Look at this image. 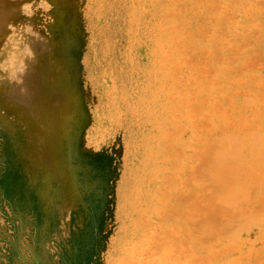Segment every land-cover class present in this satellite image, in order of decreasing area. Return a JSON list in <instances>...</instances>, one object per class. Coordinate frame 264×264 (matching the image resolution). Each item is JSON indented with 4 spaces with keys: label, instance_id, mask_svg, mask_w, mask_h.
Returning a JSON list of instances; mask_svg holds the SVG:
<instances>
[{
    "label": "rangeland",
    "instance_id": "rangeland-1",
    "mask_svg": "<svg viewBox=\"0 0 264 264\" xmlns=\"http://www.w3.org/2000/svg\"><path fill=\"white\" fill-rule=\"evenodd\" d=\"M50 3L27 95L0 87V264H264V0Z\"/></svg>",
    "mask_w": 264,
    "mask_h": 264
},
{
    "label": "clouds",
    "instance_id": "clouds-1",
    "mask_svg": "<svg viewBox=\"0 0 264 264\" xmlns=\"http://www.w3.org/2000/svg\"><path fill=\"white\" fill-rule=\"evenodd\" d=\"M19 11L25 19L9 24L7 34L0 40V87L6 84L27 95L26 79L35 70L38 53L44 54L50 44L53 4L50 0H24ZM38 12L42 22L36 24L33 18Z\"/></svg>",
    "mask_w": 264,
    "mask_h": 264
},
{
    "label": "bare ground",
    "instance_id": "bare-ground-1",
    "mask_svg": "<svg viewBox=\"0 0 264 264\" xmlns=\"http://www.w3.org/2000/svg\"><path fill=\"white\" fill-rule=\"evenodd\" d=\"M137 5H138V4H137ZM97 7H98V6H97ZM131 7H132V6H131ZM134 7H135V6H134ZM141 7H142V6H141ZM141 7H140V8H141ZM251 9H252V8H251ZM134 10H135V9H134ZM93 11H94V10H93ZM95 11H96V10H95ZM0 13H2V12H0ZM135 13H136V12H135ZM8 14H9V13H8ZM13 14H14V13H13ZM4 16H5V15H4ZM7 16H8V15H7ZM6 19H7V18H6ZM7 20H8V19H7ZM8 21H9V20H8ZM163 25H165V24H163ZM165 26H166V25H165ZM238 28H239V27H238ZM188 29H189V28H188ZM3 30H4V29H3ZM174 30H175V29H174ZM240 31H241V30H240ZM158 32H159V31H158ZM158 32H157V33H158ZM238 33H239V32H238ZM163 34H164V33H163ZM173 34H174V33H173ZM170 35H172V34H169V37H170ZM177 36L180 37L179 35H177ZM165 37H166V36H165ZM175 37H176V35H175ZM170 38H171V37H170ZM171 39H172V38H171ZM173 39H174V38H173ZM179 39H180V38H179ZM175 40H176V39H175ZM180 40H181V39H180ZM135 41H136V40H135ZM167 42H168V41H167ZM178 42H179V41H178ZM178 42H177V43H178ZM180 42H182V41H180ZM192 44H193V43H192ZM166 45H167V44H166ZM212 45H213V44H212ZM173 46H174V45H173ZM177 48H178V47H177ZM169 67H170V66H169ZM111 73H112V72H111ZM167 74H168V73H167ZM168 75H169V74H168ZM113 76H114V75H113ZM166 77H167V76H166ZM174 79H175V78H174ZM112 86H113V85H112ZM161 89H162V88H161ZM103 90H104V89H103ZM119 90H120V89H119ZM103 93H104V92H103ZM125 96H126V95H125ZM245 99H246V98H245ZM109 102H110V101H109ZM103 103H104V102H103ZM248 108H249V107H248ZM239 109H240V108H239ZM114 113H115V112H114ZM225 115H226V114H225ZM144 116H145V115H144ZM112 117H113V116H112ZM182 130H183V129H182ZM259 130H260V129H259ZM164 133H165V132H164ZM177 133H178V132H177ZM181 133H182V132H180V135H181ZM183 133H184V132H183ZM166 134H167V133H166ZM171 136H172V135H171ZM176 136H177V135H176ZM235 136H237V135H235ZM235 136L233 135V137H235ZM172 137H173V136H172ZM179 137H180V136H179ZM195 137H196V135H195ZM244 137H245V136H244ZM247 137H248V136H247ZM263 137H264V136H263ZM170 138H171V137H170ZM175 138H176V137H175ZM196 138H197V137H196ZM245 138H246V137H245ZM248 138H249V137H248ZM168 139H169V138H168ZM181 139H182V137H181ZM232 139H233V138H232ZM260 139H261V138H260ZM260 139H257V140H260ZM152 140H153V139H152ZM152 140H151V141H152ZM158 140H160V139H158ZM227 140H228V139H227ZM251 140H252V139H251ZM151 141H150V142H151ZM230 141H231V140H230ZM253 141H254V140H253ZM260 141H261V140H260ZM260 141H259V144H260ZM150 142H149V143H150ZM208 142H209V141H208ZM263 142H264V141H263ZM214 143H215V142H214ZM228 143H229V142H228ZM150 144H151V143H150ZM232 144H233V143H231V146H232ZM133 145H134V144H133ZM158 145H159V144H158ZM225 145H226V144L224 143V145H221L220 147L224 146V148H225ZM247 145H248V144H247ZM260 145H261V144H260ZM236 146H237V145H236ZM240 146H243V145H240ZM152 147H153V146H152ZM166 147H167V146H166ZM227 147H228V146H226V148H227ZM236 148H237V147H236ZM252 148H253V146H252ZM148 149H149V148H148ZM150 149H151V148H150ZM220 149H221V148H220ZM220 149H218V151H219ZM225 150H226V149H225ZM233 151L235 152L234 148H233ZM241 151H242V150H241ZM256 151H257V150H256ZM258 151H259V150H258ZM260 151H261V150H260ZM220 152H221V150H220ZM217 153H218V152H217ZM255 153H256V152H255ZM220 154H221V153H220ZM243 154H244V153H243ZM258 154H259V153H258ZM154 158H155V157H154ZM256 159H257V158H256ZM163 160H164V159H163ZM218 160H219V159H218ZM218 160H216V162H215V164L218 165V167H217V168H213V170H215L217 173H218V171H220L221 173L219 172V173H218L219 175H221V174L224 175L226 179L229 178L233 183H236L237 180H239L238 182L242 181V179H240V177L242 176V175H241L242 173H243L244 176L247 174V173H245V171L242 172V169H241L242 166H241V167H240V166L238 167V166H235V165L233 164L232 167H229V168H228V165H229L228 162L225 163L223 159H222L221 161H220V160L218 161ZM157 161H158V160H157ZM153 162H154V161H153ZM154 163H155V162H154ZM152 164H153V163H152ZM155 164H156V163H155ZM215 164H214V165H215ZM242 164H243V163H242ZM150 165H151V164H150ZM216 165H215V166H216ZM243 165H244V164H243ZM249 165H251V164H249ZM245 166H246V165H245ZM141 168H142V167H141ZM160 168H161V167H160ZM243 168H244V167H243ZM150 170H151V169H150ZM166 170H167V169H166ZM157 172H158V171H157ZM223 173H224V174H223ZM153 175H154V174H153ZM155 175H156V174H155ZM210 176H211V175H210ZM214 176H215V175H214ZM244 176H242V177H243V178H246V177H244ZM210 178H211V177H210ZM197 179H198V178H197ZM211 180H212V179H211ZM219 180L222 182V179H219ZM198 181H199V180H198ZM220 184H221V183H220ZM236 184H239V183H236ZM236 184H235V185H236ZM222 185H223V184H222ZM225 185H227V187H228V188H227L228 190L226 189V191H228V192L225 191V188H223V189H224V191H225L226 193L229 194V198H228V196H225L224 198H221V199H220L221 202H222V203H221V202L217 201V199H216V197H215V199H216L217 202L214 201V204H215V203H218V204L220 203L221 206H222V207H221V206H220V207H221L222 209H223L225 206H229V205L232 203L231 200H232L233 195H236V197H237V192H236V191H239V190H240L237 186H235V187L232 189V188L229 187L230 184L225 183ZM225 185H224V186H225ZM242 185H243V183H242ZM242 185H241V186H242ZM239 186H240V185H239ZM241 186H240V187H241ZM257 186H258V185H257ZM216 188H217V187H216ZM139 189H140V187H139ZM137 190H138V189H137ZM208 191H210V190L208 189ZM213 191H214V190H213ZM215 191H218V193L221 192L218 188H217V190H215ZM224 191H222V192H224ZM244 191H246V190H244ZM139 192H140V191H139ZM149 194H150V193H149ZM239 194H240V193H239ZM247 194H248V193H247ZM153 195H154V194H153ZM141 197H142V196H141ZM222 197H223V196H222ZM241 197H242V195H241ZM149 200H150V199H149ZM150 201H152V200H150ZM228 201H230L231 203H229ZM223 202H224V205H223ZM151 203H152V202H151ZM226 203L229 204V205H226ZM144 204H145V203H144ZM147 204L149 205V203H147ZM220 204H219V205H220ZM235 204H236V203H235ZM148 205H147V206H148ZM231 206H232V205H231ZM217 207H218V206H217ZM128 208H129V207H128ZM229 208H230V207H229ZM229 208H225V209H226V210H229V212H231ZM146 209H147V208H146ZM150 209H151V208H150ZM150 209H149V210H150ZM127 212H128V211H127ZM232 212H233V211H232ZM141 213H142V212H141ZM148 213H149V212H148ZM143 214H144V213H143ZM229 215H230V213H229ZM257 215H258V214H257ZM262 216H263V215H262ZM147 217H148V215H147ZM147 217H146V218H147ZM256 217H257V216H256ZM247 220H248V219H247ZM256 220H258V219H256ZM256 220H255V221H256ZM132 223H133V222H132ZM207 229H208V228H207ZM207 229L204 230V233L207 231ZM213 230H214V229H213ZM204 233H203V235H204ZM201 235H202V234H201ZM203 235H202V236H203ZM192 236H193V235H192ZM199 236H200V235H199ZM212 236H213V235H210L209 237H212ZM195 237H196V236H195ZM233 237H234V236H233ZM193 238H194V237H193ZM197 238H199V237H197ZM200 238H201V237H200ZM207 238H208V237H207ZM207 238H206V239H207ZM202 239H204V238H202ZM190 241H191V240H190ZM190 241H189V242H190ZM182 243H183V242H182ZM151 244H152V243H151ZM193 250H194V249H193ZM199 250H201V249H199ZM178 251H179V250H178ZM180 251H181V250H180ZM180 251H179V252H180ZM151 255H152V254H151ZM151 257H153V256H151ZM149 260H150V259H149ZM142 261H143V260H142ZM178 263H179V262H178Z\"/></svg>",
    "mask_w": 264,
    "mask_h": 264
}]
</instances>
